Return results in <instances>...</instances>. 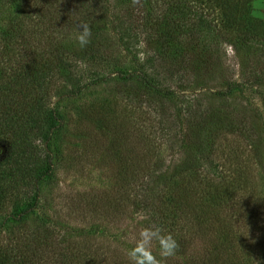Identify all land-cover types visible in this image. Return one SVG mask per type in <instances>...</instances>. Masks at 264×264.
I'll return each instance as SVG.
<instances>
[{
    "label": "rangeland",
    "instance_id": "rangeland-1",
    "mask_svg": "<svg viewBox=\"0 0 264 264\" xmlns=\"http://www.w3.org/2000/svg\"><path fill=\"white\" fill-rule=\"evenodd\" d=\"M7 1L0 0V92L5 89V95L0 93V116L19 94L20 84L14 81V75L26 68V63L42 69L39 61L45 46L43 39L48 35L42 27V0H17L13 4ZM195 8L197 14L204 9L200 3ZM250 11L264 29V0H253ZM207 13L209 19L218 15L216 11ZM101 33L99 41L109 48L103 52L112 51L113 60L79 61L71 70L84 82L90 80L93 72L109 76L106 83L91 86L77 97L61 98L57 92L64 83L57 75L45 81L43 88L51 91L50 106L61 118L49 146L52 175L39 186L36 201L31 197L19 200L13 195L4 200L0 206V248L18 250L36 264H52L50 245L61 241L64 248L76 245L81 255L96 264H129L128 250L135 246L140 229L153 224V217L166 233L187 246L190 250V253L186 251L187 256L206 250L217 256L218 264H256L264 254V87L235 89L225 100L215 96L225 90L218 81L209 83L203 90L188 84L185 91L178 92V81L157 71L163 85L176 90L178 95L154 110L133 96L141 91L135 79L126 82L119 79V73L127 75L135 69L133 52L121 46L111 50L112 43L116 46L113 35L108 28ZM68 34L73 43L79 29ZM217 42L222 45L224 66L237 80L239 60L246 48L227 35L220 34ZM142 47H138L139 51ZM66 57L73 63V58L67 54ZM48 66L54 68V63L50 60ZM10 85L12 92L8 90ZM27 97L31 98V106L37 97H42V84L28 92ZM188 103L192 110H197L196 117H203L205 111V115L210 112L208 109L224 104L222 111L232 120L220 121L222 128L211 132L210 142L198 140L196 132L193 145L186 143L194 147L203 141L202 146L208 152L207 160L201 161L203 172H197L203 177L200 183L194 182L195 174L191 171L175 174V168L183 165V151L187 149L183 148L185 143L173 136L191 129L185 119L187 115L179 114L181 119H177V107L180 105L185 111ZM30 110L24 115L17 114L28 125L35 116ZM113 147H118L126 157V164L136 171L153 162L150 179L155 183L149 185L146 197L141 190L138 192L137 185L129 187V193L121 188L127 168L120 169L119 163H114L110 155ZM2 156L3 152L0 159ZM207 162L218 164L217 175L209 171ZM220 183L226 186L220 189ZM179 185L182 189H173ZM214 188L217 192L224 191L226 204L212 206L203 202L204 206L196 205L194 209L184 203L181 208L173 206L175 194L192 203L196 196L212 195ZM122 193L132 196L125 199ZM33 202L37 205L24 226L12 221L13 211ZM144 206L147 210H143ZM204 208L210 215L203 216L207 213ZM213 213H219L216 217L221 221L229 218L232 243H225L216 230L208 232L213 228L208 219L200 226L197 224L195 216L201 215L205 220L208 216L214 218ZM214 250L219 253L215 255ZM153 251L158 253V245L154 244ZM182 260L175 254L166 262L183 264Z\"/></svg>",
    "mask_w": 264,
    "mask_h": 264
},
{
    "label": "trees",
    "instance_id": "trees-1",
    "mask_svg": "<svg viewBox=\"0 0 264 264\" xmlns=\"http://www.w3.org/2000/svg\"><path fill=\"white\" fill-rule=\"evenodd\" d=\"M15 1L17 0L7 2L13 4ZM252 1L141 0V3L134 7L132 0H42V27L48 34L43 39L45 46L42 48V57L39 61L42 62V69L37 70L38 66L33 68L31 63H26L27 67L14 75V81L17 80V84H20L19 94L10 104L5 99L9 107H5L0 116V153L3 152L0 159V206L11 195L19 200L25 201L31 197L36 201L39 186L52 175V155L49 146L61 124V118L56 109L50 106V89L43 88L46 79L57 75V79L64 83L57 92L61 98L77 97L87 88L106 83L110 79L109 76L93 72L90 80L84 82L81 76L73 75L71 70L79 61L107 63L113 60L110 55L112 51L103 52L106 49L109 51V48H104L99 41L104 28H108L114 37L116 46L112 43L111 50L121 46L134 54L132 58L135 69L127 75L119 73V79L124 82L135 79L141 91L133 96L150 104L154 110L167 99L170 101L172 96H177L178 92L185 91L188 84L203 90L209 83L218 81L225 90L215 96L225 100L232 96L231 93L235 89L242 91L245 88L264 87V29L261 21L251 16ZM197 3L204 7L203 12L199 14L195 8ZM207 11H216L218 15L214 19H209ZM81 22H87L92 30L91 43L84 49H81L76 41L72 43L68 38V33L78 30ZM220 34L227 35L230 40L239 41L246 48V53L239 60L240 76L237 80L233 77L234 73L224 66V56L220 54L222 45L217 42ZM59 35L62 36L61 39L58 38ZM207 35H212V38L206 37ZM141 45L143 47L139 51L138 47ZM66 54L75 62L72 63ZM50 60L54 63V68L48 66ZM157 71L175 78L179 91L163 85ZM41 84L42 97H37L30 106L31 98L27 97V93L35 91ZM12 89L8 88L11 92ZM2 90L0 93L5 95V89ZM223 106L224 104L208 109L210 112L205 115V111L203 117H196L197 110H192L189 103L185 106V111L181 110L180 105L177 107V119H181L179 114L187 115L185 119L191 125V129L185 133L180 131L177 136H173V139L177 138L181 144L185 143L183 148L187 149L183 151V165L175 168V174L191 171L195 174L194 182L200 183L203 177L197 172H203L204 164L201 161L207 160L208 152L203 148V141L198 143V146L194 145L195 148L186 143L193 145L196 132L198 140L205 139L206 143L210 142L213 136L211 132L222 128L220 121L231 122V118L222 111ZM28 110L35 115L29 125L23 116H17L19 112L21 115H24V112L28 113ZM117 148L113 147L110 155L116 161L114 162L116 165L119 163L120 169L127 168L123 184L128 187L121 183V188L129 193L130 188L137 185L138 192L141 190L146 197L149 185L155 183L154 179H150L151 173L154 172L153 162L150 166L145 164L141 170L136 171L126 164V157ZM205 164L210 166L209 171L213 175H217L219 168L217 163ZM225 186L226 183L219 185L220 189ZM173 189L180 190L182 187L179 185ZM215 189L212 195L205 193L202 197H194L192 203L175 194L172 198L173 206L181 208L184 203L189 209H194L196 205L204 206L203 202L212 206L226 204L223 199L224 191L217 192ZM128 193H122L121 196L128 199L132 196ZM36 205L37 203L33 202L20 211H13L10 216L12 221L24 226ZM142 208L147 210L146 206ZM205 210L207 213L203 216L210 215L208 209ZM203 216H195L199 226L208 219L213 227L208 232L216 230L223 236L222 240L225 243H232V235L228 229L229 218L224 217V221H221L216 217L219 213H213L214 218L208 216L205 220L202 219ZM151 221L156 225L158 223L153 217ZM42 242L47 244L45 239H42ZM178 244L176 255L183 258V264H214L212 260L218 264L217 256H211L206 250L187 256L186 251L190 253V250L180 242ZM50 246L52 252L49 260L52 264H96L91 258L81 255L76 245L64 248L61 241H55ZM212 253L217 255L219 252L214 250ZM260 258L256 264H264V254ZM42 259L38 258L39 261ZM0 264L36 263L18 250L0 248Z\"/></svg>",
    "mask_w": 264,
    "mask_h": 264
},
{
    "label": "clouds",
    "instance_id": "clouds-1",
    "mask_svg": "<svg viewBox=\"0 0 264 264\" xmlns=\"http://www.w3.org/2000/svg\"><path fill=\"white\" fill-rule=\"evenodd\" d=\"M141 0H132L135 7ZM92 30L87 22L79 24V34L76 43L81 49L91 43ZM154 244L158 245V253H154ZM179 244L171 233H166L163 227L153 223L149 227L141 228L135 246L128 250L129 264H166L169 258L175 256Z\"/></svg>",
    "mask_w": 264,
    "mask_h": 264
}]
</instances>
